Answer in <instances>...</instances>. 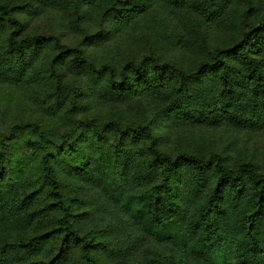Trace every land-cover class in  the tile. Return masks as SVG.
Wrapping results in <instances>:
<instances>
[{"label":"trees","instance_id":"1","mask_svg":"<svg viewBox=\"0 0 264 264\" xmlns=\"http://www.w3.org/2000/svg\"><path fill=\"white\" fill-rule=\"evenodd\" d=\"M264 0H0V264H264Z\"/></svg>","mask_w":264,"mask_h":264},{"label":"rangeland","instance_id":"2","mask_svg":"<svg viewBox=\"0 0 264 264\" xmlns=\"http://www.w3.org/2000/svg\"><path fill=\"white\" fill-rule=\"evenodd\" d=\"M215 139L219 147H222L225 154L231 159L244 156L258 163H262L264 160V136L251 137L233 132H223Z\"/></svg>","mask_w":264,"mask_h":264}]
</instances>
